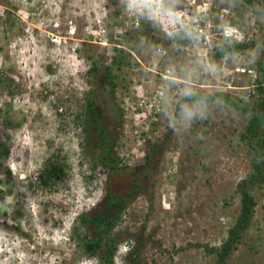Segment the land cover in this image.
I'll list each match as a JSON object with an SVG mask.
<instances>
[{
    "label": "rangeland",
    "instance_id": "1",
    "mask_svg": "<svg viewBox=\"0 0 264 264\" xmlns=\"http://www.w3.org/2000/svg\"><path fill=\"white\" fill-rule=\"evenodd\" d=\"M263 6L180 0L196 43L125 13L121 0H0V262L99 264L81 247L88 234L79 218L137 182L113 232L130 249L126 264H217L210 250L235 225L238 186L253 170L242 138L250 117L205 101L206 119L174 131L162 108L178 113L186 88L258 103ZM229 24L231 39L220 30ZM89 99L122 173L96 167L102 148L84 127ZM53 164L66 176L44 185ZM252 195L251 225L227 264H264V187Z\"/></svg>",
    "mask_w": 264,
    "mask_h": 264
},
{
    "label": "trees",
    "instance_id": "2",
    "mask_svg": "<svg viewBox=\"0 0 264 264\" xmlns=\"http://www.w3.org/2000/svg\"><path fill=\"white\" fill-rule=\"evenodd\" d=\"M250 6H255L256 0H245ZM259 14L264 16V6L259 11ZM246 45H231L226 46L223 50L218 52L217 56H222L225 52L234 51L235 49L244 48ZM116 50V49H115ZM97 67L91 69L96 71ZM257 79L253 83L254 91L259 95L258 103L255 106H250L240 101H237L224 93L210 94H195L187 101L200 98L206 102L212 100H222L240 113L247 114L249 122L246 126L245 133L242 138L248 140L250 146L253 148L255 156L252 159L253 170L242 181L238 190L241 193V211L233 228L230 229L228 238L221 245L220 249H211V253H217V264H227L231 253L237 250L242 241L243 234L249 229L256 201L252 195L256 188L264 187V49L261 53V58L257 63ZM186 98L182 103L187 102ZM86 120L84 127L86 132H92L98 135L99 140L93 144L88 136V144H93L102 148V154L95 158L96 167L108 168L113 166L116 172H119V159L113 154L114 144L111 143L106 130L100 124V116L95 106V101L89 99L85 105ZM127 168V167H126ZM126 170V169H124ZM122 172V169H121ZM132 175H136L132 172ZM66 176L65 170L62 166L53 164L47 167L41 174L40 180L44 185L56 184ZM136 181V180H135ZM139 184L136 182L135 186L125 196L119 197L112 193L108 195L107 207L103 211H92L90 213L80 216V224L87 231V239L83 241L81 247L91 256L98 258L99 264H114L113 256L116 252L118 244L114 237V229L121 219V215L127 207L128 200L139 193Z\"/></svg>",
    "mask_w": 264,
    "mask_h": 264
},
{
    "label": "clouds",
    "instance_id": "3",
    "mask_svg": "<svg viewBox=\"0 0 264 264\" xmlns=\"http://www.w3.org/2000/svg\"><path fill=\"white\" fill-rule=\"evenodd\" d=\"M123 11L130 14L134 18H140L143 21L150 23L152 26L160 30L165 28L169 31L177 30L183 31L185 38L198 43L200 35L194 32L185 23L183 12L180 10V0H121ZM224 36L230 38V35L236 31L233 26L224 25L220 29ZM206 70L210 73L215 71L214 65L206 66ZM186 98L195 96L192 89L186 88L183 91ZM163 115L169 121V127L175 131L177 123L185 126H190L197 119L207 118V104L202 99H195L192 102H185L179 106L178 113L173 112L171 115L168 111L167 104L162 108ZM6 238L4 232H0V241ZM130 249L127 247V242L117 244L116 252L113 256L114 264H126L127 253ZM0 264H7V260L0 262Z\"/></svg>",
    "mask_w": 264,
    "mask_h": 264
},
{
    "label": "flooded vegetation",
    "instance_id": "4",
    "mask_svg": "<svg viewBox=\"0 0 264 264\" xmlns=\"http://www.w3.org/2000/svg\"><path fill=\"white\" fill-rule=\"evenodd\" d=\"M110 167L112 168V169H111L112 172L115 173V168H114L113 166H110ZM121 169H122V171H124V168H123V167H120L118 173H122V172H121ZM113 173H112V174H113ZM116 173H117V172H116ZM134 186H135V184H133V186L131 187V189H133ZM130 191H131V190H130ZM130 191H129V192H130ZM129 192H127V193H129ZM112 194H113V193H112ZM108 195H109V193L107 194L106 199H105V200L103 201V203H102L103 206H102V210H101V211H103L104 208L107 207ZM132 197H135V196L133 195Z\"/></svg>",
    "mask_w": 264,
    "mask_h": 264
},
{
    "label": "built area",
    "instance_id": "5",
    "mask_svg": "<svg viewBox=\"0 0 264 264\" xmlns=\"http://www.w3.org/2000/svg\"><path fill=\"white\" fill-rule=\"evenodd\" d=\"M232 35V34H231ZM231 35H230V37H231Z\"/></svg>",
    "mask_w": 264,
    "mask_h": 264
}]
</instances>
